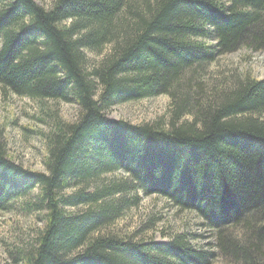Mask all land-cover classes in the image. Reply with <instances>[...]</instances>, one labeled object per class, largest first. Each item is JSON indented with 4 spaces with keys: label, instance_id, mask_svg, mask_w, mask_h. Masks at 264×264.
<instances>
[{
    "label": "trees",
    "instance_id": "1",
    "mask_svg": "<svg viewBox=\"0 0 264 264\" xmlns=\"http://www.w3.org/2000/svg\"><path fill=\"white\" fill-rule=\"evenodd\" d=\"M242 47L264 50V0H0L2 89L78 106L48 134L44 171L0 148V210L36 190L26 207L43 222L15 263L213 264L211 247L184 233H99L127 206L123 193L141 190L194 211L230 263L264 264V77L208 88L194 76ZM160 94L170 98L160 124L104 113ZM116 171L128 184L90 187Z\"/></svg>",
    "mask_w": 264,
    "mask_h": 264
},
{
    "label": "rangeland",
    "instance_id": "2",
    "mask_svg": "<svg viewBox=\"0 0 264 264\" xmlns=\"http://www.w3.org/2000/svg\"><path fill=\"white\" fill-rule=\"evenodd\" d=\"M35 2L48 8L52 0ZM208 43L214 42L209 40ZM108 48L105 47L100 53L88 52V57L97 61L108 52ZM194 73H197L194 74L195 79H200L208 88L230 76L249 74L261 79L264 77V50L242 47L218 55L214 61L198 67ZM169 108V96L160 94L115 104L105 109L104 113L111 120L121 119L131 124H160L167 120ZM77 115L76 104L19 96L0 86V148L10 161L34 171H44L48 134L59 122L73 121ZM128 180L127 174L116 171L104 175L102 180L91 183L90 187L108 183L128 184ZM35 192L13 201L8 209L0 210V264H16L18 252L27 250L34 243L43 225L41 214L28 211L26 207V202L33 199ZM123 197L127 206L112 224L99 231L100 234L113 232L136 240L164 241L174 234L184 233L192 245L211 247L209 250L214 251L213 264H232L218 253L215 231L205 226L194 211L179 209L165 197L145 195L141 190L126 191Z\"/></svg>",
    "mask_w": 264,
    "mask_h": 264
}]
</instances>
